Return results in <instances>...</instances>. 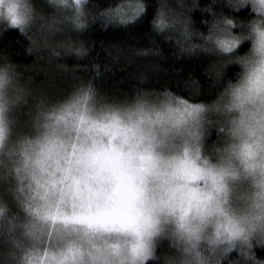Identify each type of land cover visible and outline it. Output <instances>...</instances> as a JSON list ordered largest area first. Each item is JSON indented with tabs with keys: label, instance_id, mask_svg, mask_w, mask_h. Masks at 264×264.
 <instances>
[{
	"label": "clouds",
	"instance_id": "clouds-1",
	"mask_svg": "<svg viewBox=\"0 0 264 264\" xmlns=\"http://www.w3.org/2000/svg\"><path fill=\"white\" fill-rule=\"evenodd\" d=\"M155 3L149 46L101 65L85 33L142 22L149 0H0V37L34 58L0 49V264H264V0ZM157 37L209 58L210 100L194 74L187 95L148 86ZM132 65L130 90L102 86Z\"/></svg>",
	"mask_w": 264,
	"mask_h": 264
},
{
	"label": "trees",
	"instance_id": "trees-1",
	"mask_svg": "<svg viewBox=\"0 0 264 264\" xmlns=\"http://www.w3.org/2000/svg\"><path fill=\"white\" fill-rule=\"evenodd\" d=\"M101 7L107 6L109 3H114L115 0H97ZM209 0H201V4L208 3ZM149 9L146 17L142 22L130 26L128 29H112L101 30L99 25L93 26L87 33H85V38L89 43L94 44L93 51L91 53L92 58L96 62L101 63V65L110 63V57L107 55V49L110 45L119 44L122 47H146L149 46L150 38L153 33H151V27L149 21L154 14L156 3L155 0H149ZM227 11V9H225ZM241 18L248 17V10H242L238 14ZM193 17L196 21V26L205 29V26L201 24V20L207 17V14H202L199 11L193 13ZM157 42L163 49L162 58H148V61H154L167 69V72H160L153 76L149 87L162 88L168 85L173 88V90L178 91L181 94L187 95L184 92L182 81L187 78L190 74H194L198 77L203 85L205 94L201 96V99L210 100L211 95L207 94L208 81L204 75V68L207 66L209 58L200 57L199 59H179L177 60L174 55V50L171 44L165 43L162 38L157 37ZM27 45V41L19 35L17 31H9L0 37V49L9 52L12 59L20 63H31L34 59L30 56L24 55V48ZM245 44L241 48V52L245 51L247 48ZM148 61H137V63H146ZM73 60H69L68 63H73ZM135 65H132L126 70H119L118 67L113 68V72L106 73L101 77L102 86L109 90L114 91L116 89H128L130 90L132 85L136 83L134 79H130L129 75ZM179 69V71H177ZM236 71L235 68L229 69V75H232ZM121 80L124 82L119 83ZM177 85H180L179 87ZM257 255L264 258V249H257Z\"/></svg>",
	"mask_w": 264,
	"mask_h": 264
},
{
	"label": "rangeland",
	"instance_id": "rangeland-1",
	"mask_svg": "<svg viewBox=\"0 0 264 264\" xmlns=\"http://www.w3.org/2000/svg\"><path fill=\"white\" fill-rule=\"evenodd\" d=\"M213 138H215L214 135H213Z\"/></svg>",
	"mask_w": 264,
	"mask_h": 264
}]
</instances>
